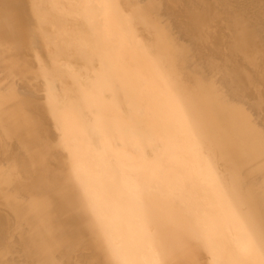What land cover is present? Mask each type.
<instances>
[{
    "label": "bare ground",
    "instance_id": "obj_1",
    "mask_svg": "<svg viewBox=\"0 0 264 264\" xmlns=\"http://www.w3.org/2000/svg\"><path fill=\"white\" fill-rule=\"evenodd\" d=\"M91 1L49 0L80 6L69 27L0 5V204L17 236L0 264H67L76 245L69 264H264V57L249 0ZM61 54L106 75L89 87L68 65L52 98L17 93ZM29 83L23 94L47 88Z\"/></svg>",
    "mask_w": 264,
    "mask_h": 264
},
{
    "label": "rangeland",
    "instance_id": "obj_2",
    "mask_svg": "<svg viewBox=\"0 0 264 264\" xmlns=\"http://www.w3.org/2000/svg\"><path fill=\"white\" fill-rule=\"evenodd\" d=\"M231 1H233V3L234 2L243 3V2H239V0L237 1L231 0ZM63 4L65 3L60 4V6L63 8H61L58 12L57 9H53L52 7H50L49 0H0V5L4 6L6 11H9L12 17H15V19L20 18V13L18 12L19 8L26 9L27 11H30V10L46 11V13H48L49 15L48 18L50 20V24L52 27L53 26L63 27L65 25L69 27L72 25V23L69 21L71 19L70 18L71 15L72 14L79 15L80 8L78 7L80 6L73 2L67 3L65 6H63ZM248 4H249L248 6L250 10L255 14V16L259 19V22L261 23V30H260V34H259L256 44L260 48L261 54L264 57V9L258 3H255L253 0H249ZM91 6L94 8L95 11L98 10L97 9L98 3L96 0L91 1ZM33 25L36 26L35 28L39 29V26H37L36 24H33ZM77 26H80V25H77ZM80 28H84V26H80ZM33 30L34 28L32 29V31ZM82 50L86 51L84 47ZM69 57L70 55L66 57L65 55L61 54L59 56H55L52 60H48L46 63L47 67L44 68L46 70L44 77H38V78L32 77L33 82L32 80H30V83L28 82L31 87L38 86L39 83H42L47 87L46 89L40 90L38 87H36L35 89H30L28 94H23L24 87L22 86V84H28L26 82L27 79L25 77V79H20V78L16 79V83L18 82L20 83V84L18 83V86L16 84L17 93L19 95H31L39 99H42V96L44 98L49 97L50 96L49 94L51 92L50 88L54 86L55 84V81L53 80L54 74L57 72V70L65 71L70 66L73 67L72 69L74 70V75L78 79H80L81 81L82 80L88 81L89 87L91 85L93 86L92 82L94 83L96 78L105 77L106 74L104 73L105 72L104 69L101 66H99L97 62L93 61L92 63H89L87 61L80 59V60L70 61L69 63L68 62L70 59ZM87 63L89 65H87ZM58 92L63 94L60 90H58ZM50 97L52 98V96ZM111 98L112 97L109 96V99ZM68 102L69 101H66L65 99H61L58 102V107L60 109L66 108V105H68ZM84 117H85V120L88 121L93 117V115L89 117H86V116ZM58 159H59V161L57 160L58 167L55 168L56 165H52L50 171H52V174L54 176L57 175L59 179H62L61 177H63L65 168L61 166V161H62L61 155L58 156ZM19 164H20V167H24L25 165V161L21 158V156L19 158ZM12 175L13 174L11 175L9 174L10 177ZM18 179L19 177L13 176L12 183L16 184V182L19 181ZM2 187H7V185L4 186L2 180H0V189H2ZM11 228L12 227L9 228L8 223H7L6 211L3 209L2 205L0 204V253L5 257V259H11L12 256L17 252V244H16L17 236L15 232L13 231V229ZM75 244H77V242ZM77 248L78 247L76 245V247L73 246L66 251L65 258H67V260L65 261L67 264L72 262V258L75 256Z\"/></svg>",
    "mask_w": 264,
    "mask_h": 264
}]
</instances>
